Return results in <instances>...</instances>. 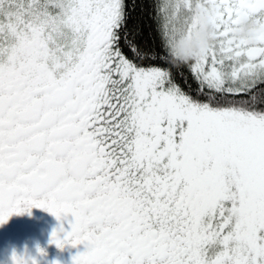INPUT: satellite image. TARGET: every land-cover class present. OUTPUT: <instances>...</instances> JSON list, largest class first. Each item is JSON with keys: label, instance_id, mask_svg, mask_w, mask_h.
Instances as JSON below:
<instances>
[{"label": "snow or ice", "instance_id": "1", "mask_svg": "<svg viewBox=\"0 0 264 264\" xmlns=\"http://www.w3.org/2000/svg\"><path fill=\"white\" fill-rule=\"evenodd\" d=\"M194 2L154 20L206 101L121 51L123 0H0V224L49 212L71 264H264V0H203L216 39L174 65Z\"/></svg>", "mask_w": 264, "mask_h": 264}, {"label": "trees", "instance_id": "2", "mask_svg": "<svg viewBox=\"0 0 264 264\" xmlns=\"http://www.w3.org/2000/svg\"><path fill=\"white\" fill-rule=\"evenodd\" d=\"M126 20L122 28L121 48L127 58L144 67H160L169 71L173 82L186 94L206 101V95H199L202 86L194 78L188 66H173L164 59L160 35L154 17L157 15L155 0H126ZM192 28V27H191ZM127 34V40L125 38ZM191 36V31L188 32ZM142 56V59L137 57ZM182 76V84L177 76ZM264 88V85H259ZM207 93V88L203 89Z\"/></svg>", "mask_w": 264, "mask_h": 264}, {"label": "flooded vegetation", "instance_id": "3", "mask_svg": "<svg viewBox=\"0 0 264 264\" xmlns=\"http://www.w3.org/2000/svg\"><path fill=\"white\" fill-rule=\"evenodd\" d=\"M123 2L125 10L126 0ZM155 2L157 5L160 0H155ZM122 35L121 29L120 40ZM181 81L180 69L177 82L182 84ZM59 224L60 222L49 212L36 207L31 209V214L27 212L12 214L7 222L0 224V264H11L10 257L14 251L17 254L25 253L34 256L37 264H52V261H58L59 264H71V257L77 251H83V245L75 247L66 245L60 249L55 244L49 243L50 233ZM64 224L67 227V221ZM38 247L44 250L43 254L37 252Z\"/></svg>", "mask_w": 264, "mask_h": 264}, {"label": "clouds", "instance_id": "4", "mask_svg": "<svg viewBox=\"0 0 264 264\" xmlns=\"http://www.w3.org/2000/svg\"><path fill=\"white\" fill-rule=\"evenodd\" d=\"M215 11L213 4L195 0L192 4L191 36L187 30L182 29L175 32L171 38L168 57L172 64L179 65L194 60L213 44L216 39V30L212 23ZM260 29L261 26L255 19L245 18L233 30L232 35L236 40L252 41Z\"/></svg>", "mask_w": 264, "mask_h": 264}]
</instances>
